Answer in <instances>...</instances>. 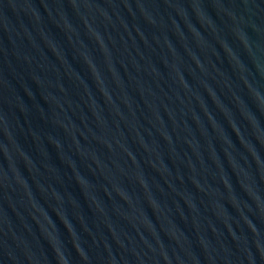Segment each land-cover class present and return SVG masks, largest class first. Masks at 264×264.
<instances>
[{
	"label": "water",
	"instance_id": "obj_1",
	"mask_svg": "<svg viewBox=\"0 0 264 264\" xmlns=\"http://www.w3.org/2000/svg\"><path fill=\"white\" fill-rule=\"evenodd\" d=\"M0 264H264V0H0Z\"/></svg>",
	"mask_w": 264,
	"mask_h": 264
}]
</instances>
